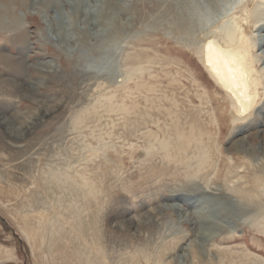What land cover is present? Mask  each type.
<instances>
[{
	"label": "rangeland",
	"instance_id": "obj_1",
	"mask_svg": "<svg viewBox=\"0 0 264 264\" xmlns=\"http://www.w3.org/2000/svg\"><path fill=\"white\" fill-rule=\"evenodd\" d=\"M58 6L46 12L44 0H0V264H60L49 254L60 221L68 253H85L88 264H194L192 244L204 264H244L238 253L264 264V198L253 182L264 179V85L252 111L234 119L233 99L197 51L206 35L220 38L241 25L264 73V0H61ZM101 6L111 15L104 25ZM61 14L69 19L64 33ZM4 56L24 65L13 72ZM50 105L56 108L46 114ZM15 121L27 128L17 130L12 144L6 135ZM175 127L196 143L186 153L160 145L177 139ZM202 150L207 161L199 169ZM84 178L100 182L96 195L107 199L93 234L97 205L86 209L73 192ZM239 188L253 196L245 199ZM17 211L40 230L36 252ZM201 213L222 226H196ZM78 223L86 242L72 228Z\"/></svg>",
	"mask_w": 264,
	"mask_h": 264
},
{
	"label": "bare ground",
	"instance_id": "obj_2",
	"mask_svg": "<svg viewBox=\"0 0 264 264\" xmlns=\"http://www.w3.org/2000/svg\"><path fill=\"white\" fill-rule=\"evenodd\" d=\"M59 1L61 2V0H44L45 2V6H46V12H49L52 8L55 7H59L58 3ZM78 1V0H77ZM82 2V1H81ZM80 2V3H81ZM76 5V4H75ZM79 5V4H78ZM77 5V7H78ZM63 7V6H62ZM60 9L61 6L59 7ZM59 9V10H60ZM78 9V8H77ZM113 10V9H112ZM115 10V9H114ZM117 10V9H116ZM115 10V11H116ZM122 10V9H121ZM184 10V8H183ZM1 11V10H0ZM190 11V10H189ZM52 12V11H51ZM63 12V11H62ZM98 12L101 14L100 17H102V20L100 19V22L104 25V23H108V21L111 18V15L109 13V9L101 6L98 9ZM97 12V13H98ZM114 12V11H113ZM0 13H4V11L0 12ZM92 13V12H91ZM112 13V12H111ZM115 13V12H114ZM188 13V12H187ZM255 13L257 15V10H255ZM195 14V13H194ZM114 15V14H113ZM61 20H60V24H62L63 29H62V33L65 32V27H64V23H69V19H66L63 14H61ZM91 16L88 17V20H84L85 24H88L89 19ZM99 18V17H98ZM192 18V17H191ZM103 21V22H102ZM83 22V21H82ZM108 25V24H107ZM188 25V24H187ZM237 25V24H236ZM61 26V25H60ZM90 26V24H89ZM106 27V26H105ZM108 27V26H107ZM62 28V27H60ZM223 31V30H222ZM60 34H61V29H60ZM216 34L215 33H210L208 35H206V42L205 44L200 48V50L198 49L197 51L201 52L203 54L202 59L203 62L205 63V65L208 68V71L210 72L211 76L215 79V81H217L226 91L227 93L231 96V98L233 99V113L232 116L234 119L237 120H241L244 117H246L254 108V106L257 104V102L259 101V97L261 95V91H259V87L261 85H264V73H260V69H258V65H257V61L258 58L254 55L253 52V48L255 47L254 43L251 42L250 38L247 37L246 32L244 31L243 27L240 26H230L228 27L226 30L223 31L222 35L220 38H216L215 37ZM90 39V38H89ZM67 41V40H66ZM5 60L7 63H9L8 65L10 66L11 71H17L20 70V68L22 67V65H24L23 61H20L19 58H14V57H10V56H4ZM145 58V57H144ZM129 60V59H128ZM4 61V60H3ZM143 61V60H142ZM145 61V59H144ZM5 62V63H6ZM7 65V64H6ZM8 66V67H9ZM132 66V65H130ZM90 67V66H89ZM112 67V66H111ZM101 68V66H100ZM105 68V67H104ZM8 69V68H7ZM96 69H98L96 67ZM102 69V68H101ZM132 69V68H131ZM139 69V68H138ZM89 70H91L89 68ZM104 70V69H103ZM133 70V69H132ZM135 70V69H134ZM141 69H139L140 71ZM109 71V70H108ZM136 71V70H135ZM133 71V72H135ZM102 72V70H101ZM109 73V72H108ZM133 76V75H132ZM131 76V77H132ZM23 81V80H21ZM18 86V85H17ZM20 90V89H19ZM86 107V106H84ZM55 106L54 105H50L47 106L46 108V114H48V112L50 113V111H54L55 110ZM80 108V107H78ZM93 108V107H90ZM88 109V108H87ZM74 110V108H73ZM20 115V114H17ZM20 116H17V118L19 119ZM10 120V119H8ZM14 123V127H8V133L6 136H8L9 139H11V143L15 144L16 140L18 139L20 133L19 132H24V130L27 128L26 125H24L23 123L19 122V124L15 121ZM17 127V128H16ZM176 128V127H175ZM19 132H18V131ZM18 133H17V132ZM29 131V130H28ZM179 130L178 128H176V133H178ZM200 133V132H199ZM152 136V135H151ZM190 136V135H189ZM186 137L185 133L182 132V134L180 135L178 133V137L176 140H174L173 142L169 141H161L160 145L165 148L167 150V152H171L173 150V148L176 146L177 148H180V152L186 153L187 150L189 149L190 144L192 143L193 137ZM153 137V136H152ZM156 137V136H155ZM154 137V138H155ZM195 142L193 141L192 144H194ZM2 144V143H1ZM191 144V145H192ZM196 144V143H195ZM201 144V143H200ZM199 144V145H200ZM184 145V146H183ZM203 145V144H202ZM17 146V144H16ZM174 146V147H173ZM197 146V145H196ZM152 147V146H151ZM184 147H186V149H184ZM199 147V146H198ZM159 148V147H158ZM204 148V147H203ZM175 149V148H174ZM197 149V148H196ZM198 150V149H197ZM201 150V147H200ZM186 151V152H185ZM163 152V151H162ZM199 161L197 164V168L200 169L201 165L206 162L203 161V158L201 159L202 155L204 154L203 150L199 151ZM166 154V153H165ZM177 154V153H176ZM207 154V153H206ZM174 155V154H173ZM187 155V154H186ZM194 156V154H193ZM197 156V155H196ZM206 156V155H204ZM203 156V157H204ZM177 157V156H176ZM208 157V156H206ZM184 158V157H183ZM186 158V157H185ZM205 160V158H204ZM187 161H188V157H187ZM190 162V161H189ZM195 162V161H194ZM190 164V163H189ZM10 165V164H9ZM22 165V163H21ZM26 165V163L24 165H22L23 167ZM188 165V164H187ZM53 167V166H52ZM186 167V166H185ZM189 167V166H188ZM17 168V167H16ZM194 168V167H193ZM203 168V167H202ZM52 169V168H51ZM65 169V168H64ZM189 169V168H188ZM196 169V168H195ZM55 170V169H54ZM58 170V169H56ZM187 170V169H186ZM191 170V169H190ZM60 171V170H59ZM189 171V170H188ZM48 172V171H47ZM55 172V171H54ZM52 172L51 174H54V176H56V173ZM198 172V171H197ZM186 173H189L190 176V171ZM196 173V172H195ZM262 173V172H261ZM259 173V174H261ZM192 174V173H191ZM199 174V172H198ZM196 174V175H198ZM3 177L5 176V174H2ZM53 176V175H52ZM200 176V175H199ZM263 176V175H262ZM256 178L254 179V190L256 191V188L259 189V191L261 192V198H264V179L261 178L260 176H255ZM53 178V177H52ZM80 178V177H79ZM193 178V177H192ZM232 178V177H231ZM55 180V179H53ZM76 180V179H75ZM232 180V179H231ZM42 181V180H41ZM58 181V180H57ZM69 181V180H68ZM67 181V184H68ZM79 182V180H76ZM70 182V181H69ZM80 183V182H79ZM12 184V183H11ZM81 186L79 188H76L75 192L76 193V197H77V201L80 203L84 204V207L87 208H95L96 211V205L98 208V211L95 212V215H91L90 216V233L93 234L95 233V231L98 229L94 227V224H97L99 222V219H101L102 217V212L99 210L100 208L98 207L100 204L101 207V202H105L107 201V199H103L102 201L99 199V197L96 195L99 192V188L101 191V185L100 182L98 184V182H92L89 178H84V181L80 183ZM60 185V184H59ZM16 183H13L10 186V190H9V194L6 195L7 197H9L10 199H12V197L15 195V189H16ZM55 186V185H53ZM68 186V185H67ZM249 188V187H248ZM252 188V187H251ZM66 189V188H65ZM239 193L244 194L245 199H248V197H252V192H249V189L246 190H240L236 189ZM253 190V189H252ZM72 192V191H70ZM72 192V193H73ZM63 194V193H62ZM256 195V194H254ZM48 196L50 197V193H48ZM69 196V195H68ZM89 196H91V198H89ZM241 197V196H240ZM28 198V197H27ZM93 199V200H92ZM95 199V200H94ZM99 199V200H98ZM73 200V198H72ZM92 200V201H91ZM251 200L253 201V198H251ZM255 200V199H254ZM12 201V200H11ZM56 205L55 206V218H59L58 220H61V196L56 197ZM101 201V202H100ZM264 201V200H263ZM75 202V201H74ZM109 202V201H108ZM79 204V203H78ZM82 204V205H83ZM94 204V205H93ZM256 204V203H255ZM60 205V206H59ZM66 205V204H65ZM69 205V204H68ZM70 206V205H69ZM64 207V206H63ZM81 208V206H80ZM102 208V207H101ZM248 208V207H247ZM259 208H262L264 210V204L261 205ZM63 209V208H62ZM83 211V210H82ZM90 211V210H89ZM17 213H19V217L21 220V224L25 230V232L28 235L29 241L32 243V247L34 248L35 252L37 250H39V236L41 235V233L39 232L40 230L35 226L36 223L33 225L32 222H30L27 219V214L23 213V211H20ZM85 213V212H84ZM13 214V213H12ZM53 214V213H52ZM83 214V213H82ZM16 216V214H13ZM21 215V216H20ZM76 216V215H75ZM18 217V216H16ZM35 217V216H34ZM51 217V216H50ZM198 218L194 221L197 225H200L201 223L207 225L208 228L211 229H216L219 228L220 226H222L220 223H218L217 221H215V219H207L205 218L204 214H199L197 216ZM75 218V217H74ZM73 218V219H74ZM78 219L82 218L81 215L77 217ZM259 221L264 223V212L262 214L261 217H259ZM71 220V219H70ZM72 222V221H71ZM54 224V223H53ZM70 225V224H68ZM84 225V224H83ZM48 226V224H47ZM64 226L61 224V221L59 223H57L54 226V232L52 233L51 236V244H50V249L49 251L51 253H49L51 256L53 255L54 258H56L57 260H59L60 264H78L79 261L81 260L82 262L80 264H88V257L85 256V253L81 252V251H77L76 250V256H72V254L68 253V249H67V243H65L64 241V237L61 236V230ZM72 227V225H71ZM46 228V227H45ZM73 229H75L77 231V233L79 234L80 238H82V240H84L86 242V235H85V229L84 227H82L81 225L75 224L72 227ZM87 228V227H86ZM66 229V228H65ZM70 229V228H69ZM43 231V230H42ZM51 232V231H50ZM66 232V231H65ZM67 233V232H66ZM209 234L204 233V236ZM69 237V235H67ZM82 236V237H81ZM73 237V236H72ZM71 237V238H72ZM211 237V236H210ZM213 238V237H211ZM68 239V238H67ZM180 240H182V238H180ZM180 240H174L172 242V247L173 249H176L177 246H179L180 244ZM72 241V240H71ZM93 241V240H92ZM70 242V241H69ZM95 245L97 244V241L94 240ZM101 246V245H100ZM98 247V246H97ZM97 247H95V250L98 251ZM191 253L193 258H197L199 259L198 261L194 262V264H204L202 261V256L201 253L197 247V245L192 244L191 245ZM46 248V247H45ZM100 248V247H99ZM100 253V252H99ZM48 254V253H47ZM75 255V253H74ZM87 255V254H86ZM91 255V254H90ZM237 256H239L241 259L245 260L244 264H263L262 261L254 256H251L250 254L246 253V254H236ZM41 256V255H40ZM71 261H67L66 260ZM221 259V258H220ZM235 259V258H234ZM55 260V259H54ZM159 260H162V254H161V258H159ZM237 260V259H236ZM62 261V262H61ZM164 261V260H163ZM210 261L214 262V258L210 259ZM58 262V261H57ZM77 262V263H76ZM159 262V261H158ZM172 262V261H171ZM93 263V262H92ZM95 263V261H94ZM210 263V262H209ZM216 263V262H215ZM124 264V263H123ZM133 264V263H132ZM159 264V263H158ZM167 264H169L167 262ZM208 264V263H207Z\"/></svg>",
	"mask_w": 264,
	"mask_h": 264
}]
</instances>
